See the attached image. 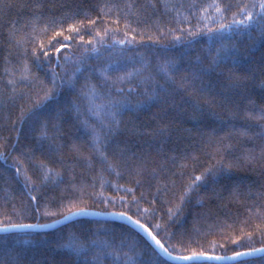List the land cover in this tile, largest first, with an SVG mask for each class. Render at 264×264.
Listing matches in <instances>:
<instances>
[{
	"label": "snow or ice",
	"instance_id": "snow-or-ice-1",
	"mask_svg": "<svg viewBox=\"0 0 264 264\" xmlns=\"http://www.w3.org/2000/svg\"><path fill=\"white\" fill-rule=\"evenodd\" d=\"M14 6L12 0H0V12L9 10ZM159 6L166 12L175 13V26L158 27L155 36L148 35V40L152 45H161L165 53L169 46L175 47L177 44L185 43L187 37H194L201 31L207 33H222L224 31H247L248 38L252 39V31L255 29L261 39H264V0H249V2L225 4L223 7L215 2L211 7L215 8V16L207 14V7L201 6L200 19L195 31L190 26L187 29L179 25L188 23L189 16H195L194 9L197 7L195 0L188 6V15L184 16L181 9L185 8L183 4H172L169 0H159ZM39 8L41 5L37 4ZM116 8V17H109L105 22L103 30H96L92 39L84 41L80 36L82 31H92L96 29L97 20L87 17L77 20L75 15L67 16L65 20H71L67 25V32L80 36L81 45L77 49L80 51L76 60L72 56H64V62L61 63L57 56L54 63L51 64L49 71L51 78L41 79L32 73L28 61L24 60L21 65L15 68H5L8 76L7 85L4 90H0V104L5 110H15L19 105V114L16 120H11L13 128L17 121L20 124H27L31 131L35 133V140L22 144L19 140L9 147L6 138H0V158L7 159L12 151H19L16 156H12L15 167V178L23 177L24 193L21 207H13V211L19 215L31 213L35 206V213H40V188L45 182L51 180L54 183L62 182L59 171L49 167L52 163L59 168L72 171L81 162L91 166L95 160L99 164L102 172H116L118 176L123 171H129L135 174L136 184L142 181L150 182L157 178L158 170L163 171L169 161H175V157L168 156L159 163L155 158L143 149L133 151L132 147L121 136L127 132L130 135L148 136L157 139L169 135L173 122L182 117L189 119H199L206 111L219 116L220 113L227 112L232 119H240L243 123L237 128L231 126V131L223 136L214 137L216 143L222 148L231 147L225 144L233 135L246 138L252 143L251 148H246L242 158L235 161L225 162L221 156L214 164H209L203 171L191 179L181 195V202L192 191H198L200 185L215 184L217 178L229 172L243 159L246 163L256 160L264 162V97L262 102L257 105L256 101L248 94V82L253 80L254 71L242 67V57L246 54V46L241 47L237 43L231 46L222 44L215 51L208 50L206 56L196 55L195 59L184 55L157 57L155 63L137 53L139 59L129 57L132 67L121 65L116 61H110L104 67L97 69L99 75L96 77V83H92V77H85L84 84L81 85L79 92H76V84L82 75L80 67L89 58L88 53H99L100 47L104 46L106 39L114 37L121 32V20H123V38L113 39L111 47L115 45L124 46L137 45L143 41L145 32L151 28V25H145L139 33L132 24L140 23L139 16L147 14L148 9H156L158 4L154 0H148L146 5H141L138 9L135 5L126 4L124 9L119 5L109 6ZM235 11L231 13L229 20L226 13L231 8ZM135 9V10H134ZM123 11V16L121 12ZM184 17L181 19V17ZM240 17L237 19V17ZM132 17H137L136 21ZM39 17H33L24 25L30 31L19 34L15 24L9 30L10 46L17 48L23 47L28 42H35L37 37L47 35L50 30L49 23L44 27L38 26ZM85 21L87 22L85 24ZM114 25L109 27L108 23ZM211 25H216L212 27ZM51 29L59 27L60 31L48 40L47 43L41 42L37 47L32 48L34 63L38 67L41 61V54L48 62L52 57L49 48H53L55 53H60L61 49L67 47L68 41L73 37L64 36L63 23L53 19L50 22ZM235 26V29L234 27ZM137 34L141 40L137 41ZM64 36V42L56 41V37ZM59 43L60 47H55L53 42ZM191 42V41H187ZM124 49L122 48L121 51ZM27 49L25 48V55ZM7 62L8 57H5ZM71 65V74L69 75V66ZM138 65V66H137ZM61 69L57 72L56 69ZM261 76L264 77V58L259 69ZM115 74V75H114ZM264 86V79L261 80ZM11 90L8 91L7 87ZM65 91L72 92V99L61 103L58 97ZM103 97L106 104L99 105L97 99ZM136 96L140 99L133 104L130 98ZM241 101H247L241 108ZM103 107V115L99 109ZM156 108L153 113L155 126L145 128L140 131L134 123L124 120V114H134L140 111ZM219 109V112L217 111ZM11 113L6 111L5 120L10 118ZM96 117L93 120L92 117ZM69 130L73 126H79L88 137L85 143L73 141L71 144H65L64 127ZM215 132V129H213ZM258 141V143H257ZM67 148L70 156H65ZM87 148V151H85ZM221 148L218 147L217 151ZM187 159V157H182ZM196 159V157H192ZM27 165L28 167H25ZM186 166V165H185ZM37 170L38 176L42 178L33 181L28 175L29 169ZM3 174L0 173V177ZM104 181H101L103 188ZM95 185H93L94 187ZM113 188L121 186L113 184ZM126 193H132V188L124 189ZM159 191V190H158ZM80 197L73 199L69 203L60 205L58 213H49L45 205V215L59 214L63 220H70L73 217L109 215L128 221V224L139 229L144 237L143 242L129 241L127 233H116L109 228H104L103 235L101 229L93 233H85L83 229H77L70 226L66 237H63V243L57 247L65 249L68 261L67 264H167L168 261L179 262V264H200L201 261L228 262L235 261L237 264H264V243L261 247H247L244 251L233 250L231 256L209 255L205 251L190 250L188 243L185 242L183 233L173 234L166 232L161 235L162 226L160 223L145 224L141 219H134L129 214L130 204L125 196H119L121 211L108 213H99L90 210L85 201V189L80 187ZM103 196V192L99 194ZM116 197H104L105 207L111 205L115 207ZM132 203L137 204V214L143 215L149 213V208H144L141 212L139 201L133 196ZM155 203V201H152ZM178 213H172L169 210V218ZM60 220H53V224L60 223ZM244 227L252 229L244 231L240 228L241 235L232 239V244L237 247H244L243 241H252L253 237L259 235L264 241V207H256L253 212L249 210L248 219L243 221ZM49 224H23L9 223L0 228V232H6L9 229H43L50 227ZM233 228V224L228 225ZM130 231V230H129ZM175 239V243H173ZM179 246V247H178ZM224 245H221L223 247ZM215 247V245H213ZM5 259L0 264H39L38 261H25L19 258V253L10 254L13 250L7 247V237L5 238ZM190 251L188 255H174V252ZM147 254V261L141 257ZM241 257H259V260L241 261ZM54 264V262H50Z\"/></svg>",
	"mask_w": 264,
	"mask_h": 264
},
{
	"label": "trees",
	"instance_id": "trees-1",
	"mask_svg": "<svg viewBox=\"0 0 264 264\" xmlns=\"http://www.w3.org/2000/svg\"><path fill=\"white\" fill-rule=\"evenodd\" d=\"M158 4L156 9H148L147 14L139 16L140 23H133L138 33L140 29L145 28V25H151L143 37V41L137 45H129L127 48L121 45L111 47L113 39L123 38V20H121V32L109 39H106L104 46L100 47L99 53H88V59L83 65L77 64L80 67L82 75L76 84V92L85 82V77H92V83H96V77L99 75L97 69L104 67L110 61H116L122 66L127 65L132 67L129 57L138 60L137 53L143 54L153 63L157 57L164 55L176 56L184 55L195 59L196 55L206 56L208 50L215 49L227 44L237 43L241 47L246 46L247 52L242 57V67L254 71V79L248 82V94L259 105L264 97V86L261 85V76L259 71L262 58H264V39H261L255 29L252 31V39L248 38V32L239 31H224L222 33H207L201 31L194 37H187L185 43L177 44L175 47L169 46L167 53L164 52L161 45H152L148 40V35L155 36L158 27L175 26V13L166 12L165 9L159 6V0H154ZM221 5L249 2V0H195L197 7L194 9L196 15L189 16L188 23L179 25L187 29L192 27L193 31L199 26L197 21L200 19L201 6L207 7V14L215 16V8L211 7L213 3ZM14 6L0 12V90H4L7 85L8 76L5 73V68H15L21 65L24 60L28 61L29 67L35 75L41 79L48 80L51 78L49 71L51 64L55 62L57 56L60 57L61 63L64 62V56H72L73 60L79 56L82 48L77 51L81 45L80 36H83L84 41L92 39L96 30H103L105 22L109 21V17H116V8L109 7L119 5L124 9L126 4L135 5L138 9L141 5H146L148 0H12ZM172 4H183L184 9L181 11L184 16L188 15V6L193 3V0H169ZM41 5L37 8L35 5ZM135 10V9H134ZM235 8L229 9L226 13L228 19H231V13ZM77 20L87 17L88 19H96V29L92 31H82L80 36L69 34L67 25L71 20H65L67 16H73ZM39 17L38 26L44 27L45 23H49L50 30L47 35L37 37L35 42H28L23 47L17 48L10 46L12 42L9 40V30L13 24L19 31V34L30 31L24 25L33 17ZM123 16V11L121 12ZM184 17L182 16L181 19ZM240 17L238 16L237 19ZM55 19L59 23H63L64 36L71 35L73 38L66 42L67 47L61 49L60 53H55L53 48H49L51 62H48L41 54L42 63L37 67L32 56V48L39 46L41 42L47 43L48 40L55 34V31L61 29H51L50 22ZM137 17H132L136 21ZM87 22L85 21V24ZM109 27H114L110 22ZM216 27V25H211ZM235 29V26H233ZM64 36L56 37V41L64 42ZM141 37L137 34V41ZM187 41H191L190 43ZM55 47H60L59 43L53 42ZM25 48L27 54L25 55ZM124 49L121 51V49ZM5 57H8L6 62ZM138 66V65H137ZM71 65L69 66V75L71 74ZM57 72L61 69L57 68ZM115 75V74H114ZM10 91V86L7 87ZM73 93L65 91L59 97L61 103L72 99ZM140 97L133 96L130 98L131 103H135ZM247 101H241V108ZM99 105L106 104V100L101 96L96 101ZM19 105L15 110H5L0 104V138H6L9 144L16 143L19 140L22 144L30 143L35 140V133L30 130L27 124H20L18 121L13 128L11 120H16L19 114ZM6 111L10 112V118L5 120ZM101 114L104 113V108L99 109ZM219 112V109H217ZM156 108L146 109L138 113L124 114L125 121H131L137 125L140 131L145 128L155 126L153 113ZM96 120V117H92ZM240 119H232L227 112L220 113L219 116L212 112L206 111L205 114L197 119H189L182 117L173 122L169 135L162 138H149L148 136L130 135L125 132L121 139L127 141L133 151L143 149L149 155L155 158L159 163L162 159L172 156L175 157L174 163L169 161L163 171L158 170L157 178L150 182L142 181L137 185L138 177L129 171H123L122 175L118 176L116 172H102L98 163L92 161L91 166L81 162L74 170L59 168L58 166L49 163V167H53L55 171H59L62 177V182L54 183L51 180L45 182L40 188V213H35V206L29 214L19 215L13 211L15 206L17 209L21 207L24 193L23 177L15 178V167L12 156H16L19 148L12 151L7 159L0 158V228L9 223L23 224H52L53 220H62L59 214L45 215V205L49 213H58L60 205L69 203L73 199L80 197L79 189L83 187L86 195L85 201L88 203L90 210L99 213H108L113 211H121L119 196H125L130 204L129 214L134 219H141L145 224L160 223L162 226L161 235L166 232L173 234L183 233L185 242L188 243L190 250L205 251L209 255H226L231 256L233 250L244 251L247 247H261L262 241L259 235L253 237L252 241L244 240V247H237L232 244V239L240 236V228L244 227L243 221L248 219L249 210L253 212L256 207H264V162L256 160L251 163H246L240 159V163L232 168L226 174H222L217 178L215 184H201L198 191H192L181 202V195L185 191L186 186L191 179L199 175L204 168L209 164H214L217 160L224 157L225 162L235 161L237 158H242L246 148H251L253 145L246 138L233 135L225 144H230L229 148H222L214 139L217 136H223L226 132L231 131V126L239 128L242 125ZM215 129V132H213ZM66 133L64 137L65 144H71L73 141L85 143L88 137L79 126H73L69 130L64 127ZM258 143V141H257ZM220 147L221 150L217 151ZM87 151V148H85ZM67 148L65 156H70ZM196 159H192V157ZM182 157H187L184 159ZM186 165V166H185ZM25 167H28L25 165ZM28 175L33 181H38L42 178V174L38 176L37 170L29 169ZM104 181L101 188V181ZM116 184L120 188H113ZM93 185H95L93 187ZM132 188V193H126L124 189ZM159 190V191H158ZM103 192V196L99 194ZM133 196L139 201L141 212L144 208H149V213H144L142 216L137 214V204L132 203ZM104 197H116L117 203L115 207L103 204ZM155 201V203H152ZM172 213H178L169 218V210ZM233 224V228L228 225ZM70 226L77 229H83L85 233L96 232L101 229L100 234L103 235V229L109 228L116 233H127L129 241L139 240L143 242L146 239L140 230L132 228L128 223L119 219H93L91 217H78L66 222L62 226L50 231H20L10 233H0V261L5 259V238L7 237V247L13 250L12 253H19V258L25 261H38L39 264H67L68 256L65 249L57 247L59 243H63V237L67 236ZM130 230V231H129ZM252 229L244 227V231ZM175 243V239L172 241ZM215 245V247H213ZM221 245H224L221 247ZM179 247V246H178ZM174 255H188L190 251L174 252ZM147 261V254L141 257ZM259 260V257L254 259H243L241 261ZM167 264H179L177 262L168 261ZM200 264H237L236 263H220L216 261L204 260Z\"/></svg>",
	"mask_w": 264,
	"mask_h": 264
},
{
	"label": "water",
	"instance_id": "water-1",
	"mask_svg": "<svg viewBox=\"0 0 264 264\" xmlns=\"http://www.w3.org/2000/svg\"><path fill=\"white\" fill-rule=\"evenodd\" d=\"M88 217H91V218H93V219H95V218H97V219H119V218H117V217H114V216H109V215H98V216H88ZM74 218H78V217H73V218H71L70 220H60L61 222L60 223H57V224H50L51 226L50 227H47V228H43V229H9L8 231H6V232H0V233H10V232H20V231H28V232H31V231H42V230H45V231H50V230H52V229H55V228H58V227H60V226H62L63 224H65L66 222H68V221H71V220H73ZM119 220H122V221H124V222H126V223H128V221L127 220H124V219H119ZM131 226V225H130ZM132 228H134V229H136V230H139V229H137V228H135L134 226H131ZM246 258H248V259H254L253 257H241L240 259L241 260H243V259H246ZM257 258V257H256ZM217 262V261H216ZM177 263H179V262H177ZM220 263H225V262H220ZM226 263H236L235 261H228V262H226Z\"/></svg>",
	"mask_w": 264,
	"mask_h": 264
}]
</instances>
